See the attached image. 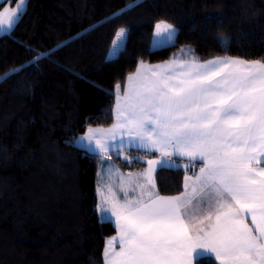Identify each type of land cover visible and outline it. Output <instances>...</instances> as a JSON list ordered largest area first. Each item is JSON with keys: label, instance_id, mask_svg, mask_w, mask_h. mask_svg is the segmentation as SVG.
Here are the masks:
<instances>
[{"label": "trees", "instance_id": "16d2710c", "mask_svg": "<svg viewBox=\"0 0 264 264\" xmlns=\"http://www.w3.org/2000/svg\"><path fill=\"white\" fill-rule=\"evenodd\" d=\"M160 21L176 34L153 48ZM122 27L125 50L113 61ZM181 54L264 62V0H28L19 23L0 33V77L21 69L0 79V264H103L115 226L96 210L101 158L71 142L112 123L114 85L140 61ZM111 156L123 169L142 164ZM188 171L159 167L157 192L180 193Z\"/></svg>", "mask_w": 264, "mask_h": 264}, {"label": "snow or ice", "instance_id": "6c2138e0", "mask_svg": "<svg viewBox=\"0 0 264 264\" xmlns=\"http://www.w3.org/2000/svg\"><path fill=\"white\" fill-rule=\"evenodd\" d=\"M12 3L15 7L0 11V31L11 30L26 14L28 0ZM127 31L122 27L115 33L110 60L125 50ZM175 33L166 21L155 25L157 44ZM43 57L38 54L36 62ZM241 67L248 71L236 70ZM20 70L9 69L0 79ZM114 92L113 126L106 131L89 127L71 143L108 160L113 151L120 158L133 148L145 155L159 152L160 158L125 155L127 164L145 162L147 168L125 175L111 165L108 181L101 176L107 195L101 194L96 210L117 231L106 241L103 264H189L190 252L197 259L214 256L219 264H264V168L252 167L264 163V62L225 57L149 67L140 61ZM174 155L187 157L186 170H194L197 161L202 166L185 176L180 195L161 196L153 174L157 166H173ZM113 175L120 180L116 191ZM125 181L135 185L132 191L140 188L138 199L127 198ZM213 216L216 223L209 230L201 227L192 234L191 222L202 223L201 217L211 222ZM247 216L254 227L245 223Z\"/></svg>", "mask_w": 264, "mask_h": 264}, {"label": "crops", "instance_id": "0c3cea01", "mask_svg": "<svg viewBox=\"0 0 264 264\" xmlns=\"http://www.w3.org/2000/svg\"><path fill=\"white\" fill-rule=\"evenodd\" d=\"M3 3V5H1ZM15 7V5L14 4H10L9 3V0H7V2H5V0H0V11H4L5 9H8L9 7ZM157 23H159V22H157ZM156 23V24H157ZM155 24V25H156ZM10 31V30H9ZM1 32H8V31H0V33ZM176 34V33H175ZM174 37H175V35L173 36V38H172V40H170V41H164V42H162V43H159V44H157L156 43V41L159 39L158 37H156L155 36V27H154V32H153V37H152V41H151V47H153V48H157V47H160V46H163V45H166V44H169V43H171L172 41H173V39H174ZM115 39H116V36H115ZM108 55H109V52H108ZM225 57H227V58H231V59H239V60H243V61H247V62H252V61H248V60H244V59H241V58H237V57H231V56H222V57H217V58H225ZM217 58H212V59H209V60H215V59H217ZM209 60H206V61H199V60H195L194 58H192L190 55H188V54H186V55H183V54H181V56H178V57H175V58H171V59H168V60H166V61H164V62H160V63H157V64H150V63H147V62H144L146 65H148L149 67H152V66H156V65H162V64H165V63H169V64H175V65H177V66H179V65H181V64H187V63H190V62H192V61H195L196 63H201V64H203V63H206L207 61H209ZM137 69V68H136ZM180 69L177 67V71H179ZM229 69H223V71H228ZM237 71H239V72H241V73H244V72H247L248 71V69L247 68H243V67H241V68H238V69H236ZM136 72V70L133 72V73H131V74H129V75H133L134 73ZM128 75V76H129ZM127 76V77H128ZM125 82H126V80H125ZM125 82L121 85V86H123L124 84H125ZM114 106H115V101H114V105H113V109H114ZM116 122V117H115V114H114V111H113V121H112V123L109 125V126H106V127H91V128H93V129H100V130H102V131H106L107 129H110L112 126H113V124ZM89 128V127H88ZM87 128V129H88ZM86 129V130H87ZM86 132V131H85ZM84 132V133H85ZM84 133H82L81 135H79V136H82V135H84ZM117 139H119V135L117 136ZM125 139H127V137H125ZM129 151H137L136 149H131V150H126V151H124L123 153H120L119 155H120V159L121 160H123V156H125V155H132V154H130L129 153ZM140 151H143V150H140ZM111 154H113V155H116V156H118V153L116 152V151H113V152H111V153H109V155H111ZM112 157V156H111ZM150 157V158H149ZM143 158H144V161H146V160H148V159H158V158H160V154H159V152H152V153H150L149 155H143ZM172 159L176 162L173 166H171V167H181V168H183V169H185L186 170V168H185V165H187L188 163H189V161H188V159H187V157H184V156H173L172 157ZM111 165H114L116 168H118L119 169V171L121 172V173H123V174H127V173H129V172H131V173H138V172H141L143 169H145V168H147V164L145 163V162H142V164H140V165H138V166H135V167H133V168H130V169H123V168H121L120 166H118L112 159L111 160H108L107 159V157H102L101 158V163H100V165H99V167H98V170H97V184H96V189H97V196H98V198H97V204L100 202V197H101V194H104L105 195V193H107V188L106 187H104L103 186V184L102 183H100V180H101V176H103L104 177V181L105 182H107L108 181V173H109V171H110V166ZM200 166H202L201 164H200V162L199 161H197L196 162V167H195V169L194 170H190V171H188L187 172V174L185 175V176H193V171H195L196 173H198L199 172V167ZM252 167H254V168H264V163H259V164H257V163H253L252 164ZM159 168V166H157L156 167V170ZM155 170V171H156ZM154 174H155V172H154ZM153 174V175H154ZM155 177V176H154ZM155 180V179H154ZM112 184H113V190L114 191H116L117 189H116V186L117 185H119V183H120V180H119V177H117V176H115V175H113L112 176ZM139 183L140 184H143L144 183V180L143 179H141L140 181H139ZM184 183H185V177H184ZM189 183H191V182H189ZM135 185L133 184V185H130V184H128V182L127 181H125V183H124V187H125V189H126V191H127V198L128 199H138L140 196H141V190H140V188L139 187H136L137 189L135 190V191H132V188L134 187ZM99 189V190H98ZM155 191L157 192V190H156V186H155ZM184 191V188H183V190L181 191V192H183ZM180 192V193H181ZM180 193H178V194H176V195H174V196H177V195H180ZM118 196H119V198L121 199V201H123V199H124V195H123V193H118ZM161 196H169V195H161ZM146 198V197H145ZM98 214H99V217H100V213L98 212ZM101 218V217H100ZM115 220V218L113 217V221ZM201 221H202V223L201 222H199V221H193V222H191V224H189V227H190V229H191V231H192V234L193 235H195L196 234V231L199 229V228H201V227H204L205 228V230L207 231V230H209V227H210V223H211V225H214L215 223H216V221H215V216H213V218H212V221L211 222H209L208 220H204L203 219V217H201ZM113 223V222H112ZM245 223H247V224H249L250 226H252L251 225V217L250 216H247L246 218H245ZM113 225L115 226V224L113 223ZM252 227H254V226H252ZM117 235V231H116V226H115V233L113 234V235H111V236H109V237H107L106 239H105V242H104V247H103V261H104V250H105V246H106V241L107 240H109L111 237H114V236H116ZM115 249L118 251L119 250V243L118 242H116L115 243ZM196 251H202V249H197ZM209 257V256H208ZM212 258H214V256H212ZM197 258H196V254H195V252H190L189 253V257H188V261H189V264H194V262H195V260H196ZM215 259V258H214ZM218 262V264H219V261H217Z\"/></svg>", "mask_w": 264, "mask_h": 264}, {"label": "rangeland", "instance_id": "374dc122", "mask_svg": "<svg viewBox=\"0 0 264 264\" xmlns=\"http://www.w3.org/2000/svg\"><path fill=\"white\" fill-rule=\"evenodd\" d=\"M150 158V157H149ZM137 189V188H136ZM96 191H97V189H96ZM105 195H107V193H105Z\"/></svg>", "mask_w": 264, "mask_h": 264}]
</instances>
